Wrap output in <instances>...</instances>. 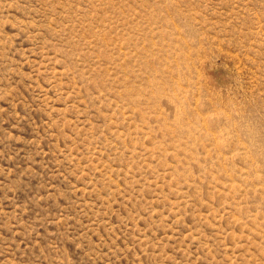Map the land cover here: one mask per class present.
I'll return each mask as SVG.
<instances>
[{
	"label": "rangeland",
	"instance_id": "1",
	"mask_svg": "<svg viewBox=\"0 0 264 264\" xmlns=\"http://www.w3.org/2000/svg\"><path fill=\"white\" fill-rule=\"evenodd\" d=\"M0 264H264V0H0Z\"/></svg>",
	"mask_w": 264,
	"mask_h": 264
}]
</instances>
